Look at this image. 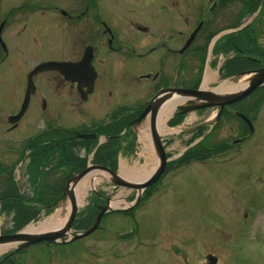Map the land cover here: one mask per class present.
Here are the masks:
<instances>
[{"label":"flooded vegetation","instance_id":"obj_1","mask_svg":"<svg viewBox=\"0 0 264 264\" xmlns=\"http://www.w3.org/2000/svg\"><path fill=\"white\" fill-rule=\"evenodd\" d=\"M262 12L264 0H0V106L6 98L5 108L0 107V142L7 143L6 147L15 153L40 154L33 164L37 171L51 169L52 165L62 170L64 182L60 180L57 188L52 187L56 189L53 196L60 195L62 185L64 189L83 159L87 160L80 170L90 162L92 167L103 166L118 173V160H112L108 153L125 151L122 148L132 141L136 119L147 110L140 121L149 126L154 114L155 120L158 119L163 102L172 101L170 122L177 126L183 115L175 108L174 92L198 90L206 66L217 71L216 81L226 76V60L222 58L229 48L236 50L231 59L242 60L237 46L230 43L229 47L227 36H220L218 44L215 41L211 44L218 34L215 32L227 28H262ZM255 93L258 92L252 95ZM248 99L223 109L214 106L200 110V113L211 109L221 112L211 124L203 120L190 134L183 136L178 130L165 135L162 132L163 151L170 152L168 146L174 144L173 137L179 136L182 142L198 137L210 141L218 135L222 122L226 123L224 116L233 121L234 117L242 124L232 130L237 137L227 139L230 143L253 135L255 129L251 132L243 119L229 111L241 106L238 113L247 117L253 127L264 108V93H259L251 106L243 105ZM100 107L107 111L97 123L91 109ZM82 116L88 118L84 126L75 124L77 128L72 130L60 127L65 120L82 121ZM28 125L39 128L29 129L33 133L21 139L11 138L16 131L28 130ZM100 125L109 127H104L106 134H101ZM119 137L124 139L121 149L111 146L106 153L101 151L105 142L112 140L109 143L112 145L113 141H120ZM224 151L211 148L193 153ZM87 153L92 155L90 159ZM98 153L102 158L97 160ZM171 161L176 163L175 158ZM170 163H166L165 172L176 166ZM14 165H0V184L6 187L0 193V204L6 206L3 212L11 211V219L14 216L11 204L34 201L33 195L27 199L18 189L14 176L21 168ZM30 179L32 176L28 182ZM104 205L91 200L88 212L78 219L95 220ZM137 206L125 210L123 216L132 215ZM107 214L100 222L105 221ZM90 225L78 228L77 232H84ZM12 227L11 224L8 229L1 228L0 235L11 234Z\"/></svg>","mask_w":264,"mask_h":264},{"label":"rangeland","instance_id":"obj_2","mask_svg":"<svg viewBox=\"0 0 264 264\" xmlns=\"http://www.w3.org/2000/svg\"><path fill=\"white\" fill-rule=\"evenodd\" d=\"M260 14L264 16V12ZM241 31L242 29L227 28L215 32V34H218H214L211 44L214 41L218 44L220 41L217 39L220 36H227L229 47L230 43L238 46V55L242 60L238 57L231 59L236 50L229 48L226 57L222 58V60H226L227 75L218 78V81H216L217 71L206 66L204 78L210 80V83L208 86L200 84L198 89H206L207 92L213 91L224 80L232 79V83H237L242 79L246 80L251 77L250 73L241 76L234 75L238 69H243L242 72H248L261 68V64L264 63V25L262 28L250 29L251 36L249 38L239 35L237 37L240 38L229 39L231 36L241 33ZM143 36L147 35L143 34ZM256 66L260 67L255 69ZM229 92L223 93L227 94ZM257 92L255 95H250L249 99L243 102V105L249 103V106H251L256 96L259 93H264V88ZM3 100L4 104L1 106L5 108L6 98ZM240 107L236 106L234 109L237 111L234 112L241 111L239 110ZM100 108L91 109L94 121L97 123L104 119V113L107 111L105 107ZM229 111H232V109ZM216 112L218 111L211 109L203 113H194L183 122L181 127L190 125L191 122L194 125L198 124L204 119L208 120L207 124H211L212 118L215 119L216 117ZM82 117V121L78 119L76 121L65 120L60 127L69 130L76 129L75 124H80L82 127L85 124L84 122L88 121V118ZM224 118L226 123L222 122L223 126L218 131V135L210 141L203 142L204 146L218 145L224 143V141L228 143L227 139L232 140L237 137L232 133V130L236 126L241 127V122L234 117V121L228 116H224ZM36 126L30 127L28 125V130L16 131L11 138L21 139L26 137L33 133L29 129L34 130ZM141 126L145 127L143 122L140 125L133 126L131 131L132 141L129 142L127 148H122L125 149L123 153H116L115 150L108 153L112 160H118L119 177L131 183L146 181L157 171L159 164V157L152 146L148 131H145L148 134L145 138V135L138 134ZM104 127L100 125L103 130L109 128ZM36 128H39V126ZM253 128L256 131L253 135H247L241 142L235 144L232 142L231 145L233 146L229 145L224 148L226 151L223 153L218 152L202 162L191 161L180 165L169 161L170 164L178 165L170 168L169 172H165V170L163 172L164 177L161 178V175L154 183L155 185L152 184L142 190L138 206L129 217L123 216L124 210L113 211L105 216V221H99L97 231L91 235L64 245H45L42 243L30 245L12 255L9 258L10 263L206 264L207 257L210 255L217 258L216 264H264L263 106L253 122ZM103 130L101 134L106 132V130ZM206 131L205 129L203 133ZM180 132L184 131L180 130ZM163 135H165V132ZM173 139L174 144L168 146L170 152L165 154L169 158L168 160L175 158L186 148L185 144L181 145L182 139L180 140L179 136L173 137ZM118 140L120 141H113L112 145L109 144L112 140H109L108 143L105 142L106 146L103 144L101 151L104 150V153H106L107 148L111 146L112 148L117 147V150L121 149L124 139L122 140V137H119ZM170 140L172 141V137H170ZM6 144L3 141L0 142V165L2 167L6 165L13 167V164L18 165L21 169L14 168L17 170L14 177L18 189L21 192L23 191L22 193L27 199L32 195L34 197L36 195L41 197L44 203L47 202L52 197L51 195L56 192V189L52 187L57 188V183L60 180L62 181V170L55 169L53 163H51L53 167L49 168L50 170L36 171L38 169H34L33 162L38 160L40 154L33 156L32 153H15V151L7 148L8 144ZM56 146L58 145H55V149L60 151ZM100 156L101 154L98 153L97 160ZM177 161H179V158ZM78 172V169L74 170L66 184L69 182L70 186L71 179L78 175ZM7 173L8 170H5V174ZM125 173L129 175L125 176ZM28 175L32 176L29 182ZM136 176L139 177L136 178ZM3 177L5 178V176ZM109 177L111 176L108 173L96 169L93 170L92 175L84 178L86 188L85 191L81 188L83 193H79L84 194V196L79 201L80 212H78L80 215L78 216L82 217L88 212L87 204H90L91 200L92 202L105 204L109 199L121 197L124 203L121 202L120 206L115 207L118 209H126L135 203L139 190L116 187L112 181L109 182ZM92 182L94 185L91 188L89 183ZM153 185L154 187H151ZM5 190L6 187L0 184V193ZM31 202H33V199ZM63 203L69 204V199L66 198L65 201L58 204L50 214H46L44 208L39 205V215L27 223H32L35 227L38 226L39 223L44 222L59 208L64 209L66 205ZM35 207H38V205ZM130 209L132 208L129 207L127 210ZM10 213L11 211L3 212L2 206H0V230L1 228L8 229L11 226ZM92 218L91 223L94 222ZM23 228L24 226L19 229ZM8 250L0 253V263L5 260L2 257Z\"/></svg>","mask_w":264,"mask_h":264},{"label":"water","instance_id":"obj_3","mask_svg":"<svg viewBox=\"0 0 264 264\" xmlns=\"http://www.w3.org/2000/svg\"><path fill=\"white\" fill-rule=\"evenodd\" d=\"M250 74L251 77L248 79L246 86H244L240 90L229 92L227 94L224 93L220 94L217 88L213 91H208V92L206 90H197V91L183 90V89L176 90L175 92L176 96L180 97L181 99H184L183 97H185L187 98L185 100L190 102L193 99L197 100L198 102H202L201 104H193V105L190 104L192 106L188 105L186 107H178L179 113L185 114L188 112L197 111L199 109L212 107V106H220V108H222L225 105H230L235 102H238L239 100H242L250 93H252L255 89H258L264 85V66L257 70L251 71ZM151 109L152 111L156 110L155 106H152ZM145 114H147V110L144 111L138 117L136 122H138ZM154 120H155V114L152 116V120L150 122V131H151V137L154 147L158 152L157 154L159 157V164L157 167V171L152 176H150L143 183L140 182L131 183L121 179L118 174L112 172L110 169L105 168L103 166H93V167L88 166L80 173H78V175H76L73 179H71L70 186H69V182L65 185L64 191L55 201H53L50 205L45 207V208L54 207L60 202L66 200V198H68L70 201L71 208L65 223L57 229H51L48 231H40V232L30 231V228L33 225L28 224L23 229L13 234L0 235V244H13V247L6 252L7 256H12L16 251L40 242L62 244V245L74 242L78 239H81L91 234L97 228L101 217L105 213L113 212V211H123L124 209L111 207L107 202L104 206L100 207L99 214L96 216L93 224L85 232L77 234L71 231V225L78 211V206L75 201L72 186L76 185L77 182L87 177L91 172H93V170L98 169L100 171H104L108 173L112 177L111 181L113 185L116 187H127V188H132V189L134 188L136 190H139V193L136 195L135 198L134 204H136L141 196L142 190L154 184L165 171L166 157H165V153L162 150V146L160 144L157 132L155 130ZM216 263H217L216 257L210 255L207 257L206 264H216Z\"/></svg>","mask_w":264,"mask_h":264},{"label":"bare ground","instance_id":"obj_4","mask_svg":"<svg viewBox=\"0 0 264 264\" xmlns=\"http://www.w3.org/2000/svg\"><path fill=\"white\" fill-rule=\"evenodd\" d=\"M264 66V63L261 64V67ZM247 71V70H246ZM249 73H251L250 71H248ZM250 78V77H249ZM247 78L246 80L242 79L241 81L237 82V83H232L231 80L232 79H229V80H226L224 81L218 88V90L220 92H233V91H237V90H240L241 88H243L244 86L247 85V82H248V79ZM234 80V79H233ZM210 83V80H205V78L202 79L201 81V84L202 85H206L208 86ZM205 88V87H203ZM264 88V85L262 87L259 88L262 89ZM175 98V102L176 103H181L182 102V99H178L176 96L173 97ZM193 105V104H192ZM173 106V102L172 101H168L167 103L163 102L162 106H161V113L164 115L165 117V120H161L160 122L159 119L161 118L160 114L158 115V119H157V122H158V131L159 132H168L167 128L165 127V121H167L169 118H166L168 116V109L169 107H172ZM201 110V109H200ZM203 110V109H202ZM170 112H172V110H170ZM173 124H171L170 126H172ZM248 125H249V130L252 132L253 131V127H252V123L251 121L249 120L248 122ZM144 126H146L144 124ZM145 128L143 126L140 127V130L138 131V134H143L144 138L148 135L147 133H145ZM200 142H204V141H200ZM89 175H92L89 174ZM124 175V174H123ZM126 175H129L127 173H125V176ZM139 176H136V178H138ZM85 179H83L82 181H80L78 184L72 186L73 187V193H74V197H75V201L77 203V205L79 204V201L83 198L84 194H79V193H83V190L85 191V188H86V183L84 182ZM93 182L92 183H89V186L92 188L93 186ZM83 190H82V189ZM124 203V200L121 198V197H116L114 198L111 202H110V206L111 207H118L120 206V204ZM65 204V208H59L52 216H50L48 219H46L44 222H41L38 224V226L34 227L32 226L30 228V231H48V230H51V229H57L59 227H61L65 221H66V218L69 214V211H70V208H71V205H70V201H69V204H66V203H63ZM63 207V206H62ZM13 247V244H0V253L10 249Z\"/></svg>","mask_w":264,"mask_h":264},{"label":"trees","instance_id":"obj_5","mask_svg":"<svg viewBox=\"0 0 264 264\" xmlns=\"http://www.w3.org/2000/svg\"><path fill=\"white\" fill-rule=\"evenodd\" d=\"M239 35H242V36H245L246 38H249L251 36V31L250 29H244L241 31V33H238L234 36H231L229 39H234L235 37L236 38H240V37H237ZM238 48V46H237ZM244 53V52H242ZM233 67V65H232ZM240 71L239 69L237 70V72ZM251 108V107H250ZM226 144L222 143V144H218V145H214V146H204L203 143H200L198 145H195L194 147H192L191 149H189L186 153H184V155L179 158V161L177 162L178 164L182 165V164H187V163H190L191 161H199V162H202L203 160L205 159H208L210 157H212V155L214 156L216 153H193V152H197V151H205L206 149H211V148H214V149H224L226 148ZM37 155V153H36ZM43 155H41V158L44 159ZM101 157V156H100ZM102 158V157H101ZM34 164V162H33ZM83 164H84V160H82V164L80 167H83ZM79 169V170H80ZM37 171V170H36ZM63 188L60 190L62 191ZM59 193V192H58ZM61 193V192H60ZM59 193V194H60ZM55 194V193H54ZM57 196H53L47 201V202H43V200H41L42 198L41 197H38L35 195L34 197V201L31 202L30 204H23L21 203V201H16L14 204H11L10 206V209L11 210H14V216L12 217V232L15 230H18L20 227L24 226L27 222H29L30 220H32L33 218L35 219L38 215H39V208L38 207H35L36 205H48L50 204ZM34 204V205H33ZM2 206V209H5V205H1ZM48 211H51V209H49ZM15 219V220H14ZM91 217L89 218H86L85 220H83L81 218V220L77 219L75 221V224H74V227L76 229L82 227V226H86V225H89L91 222ZM20 252V251H18ZM16 252V253H18ZM10 258V257H9ZM9 258H6L3 262L1 261L0 264H12L10 263V259Z\"/></svg>","mask_w":264,"mask_h":264}]
</instances>
